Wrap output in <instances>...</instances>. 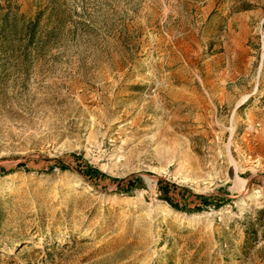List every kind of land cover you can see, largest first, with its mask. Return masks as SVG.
I'll use <instances>...</instances> for the list:
<instances>
[{
  "label": "rangeland",
  "instance_id": "1",
  "mask_svg": "<svg viewBox=\"0 0 264 264\" xmlns=\"http://www.w3.org/2000/svg\"><path fill=\"white\" fill-rule=\"evenodd\" d=\"M262 209L264 0H0V264H264Z\"/></svg>",
  "mask_w": 264,
  "mask_h": 264
},
{
  "label": "trees",
  "instance_id": "2",
  "mask_svg": "<svg viewBox=\"0 0 264 264\" xmlns=\"http://www.w3.org/2000/svg\"><path fill=\"white\" fill-rule=\"evenodd\" d=\"M85 174L87 175L93 186H96L99 180L103 179H107L108 181L112 182L116 181L115 178L109 177L108 175H105L104 173L93 169L92 167L88 168ZM175 189H177V187H175ZM198 197L202 198L201 196ZM165 201L175 209L181 210L185 208L178 201H173L170 197H165ZM242 223V230L244 233L242 252L245 255H248L257 247V245H259L261 242H264V209L258 211L255 219L249 222L244 221Z\"/></svg>",
  "mask_w": 264,
  "mask_h": 264
}]
</instances>
